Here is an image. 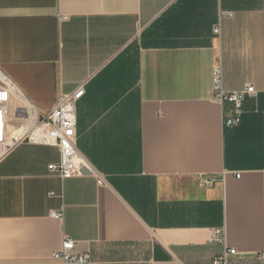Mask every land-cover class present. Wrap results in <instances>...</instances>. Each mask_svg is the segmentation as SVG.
<instances>
[{
	"label": "crops",
	"instance_id": "1",
	"mask_svg": "<svg viewBox=\"0 0 264 264\" xmlns=\"http://www.w3.org/2000/svg\"><path fill=\"white\" fill-rule=\"evenodd\" d=\"M217 66L223 91L256 92L232 129ZM0 67L41 113L84 87L76 148L103 181L62 180L57 148L17 145L0 163V264H64L66 238L90 264H216L225 249L264 264V0H0ZM216 228L226 248L208 243Z\"/></svg>",
	"mask_w": 264,
	"mask_h": 264
},
{
	"label": "built area",
	"instance_id": "2",
	"mask_svg": "<svg viewBox=\"0 0 264 264\" xmlns=\"http://www.w3.org/2000/svg\"><path fill=\"white\" fill-rule=\"evenodd\" d=\"M231 16L220 14L219 17ZM63 20L67 16L62 17ZM215 38L220 36L219 24L213 29ZM212 86L214 100L221 105L228 104L230 108L223 114V126L227 129L237 127L241 122L242 106L246 97L256 94L254 88L247 85L238 92L222 90V72L220 66L212 71ZM84 87L80 86L68 94H60L55 106L47 113L36 109L16 83L0 67V163L19 144L54 147L59 152V161L48 166L50 173L60 179H70L76 176L90 175L101 185L99 174L79 154L76 148V104L84 96ZM239 177V174H236ZM217 179L212 176H202V187L212 186ZM52 195V194H51ZM63 214L51 212V217L62 219ZM209 244H220L225 248V231L223 228L212 229L208 238ZM75 242L64 239L60 249L53 254V258L64 264H90L89 253L73 254ZM236 255V250L225 249L216 260V264H226L230 256ZM264 260V254L259 255Z\"/></svg>",
	"mask_w": 264,
	"mask_h": 264
}]
</instances>
